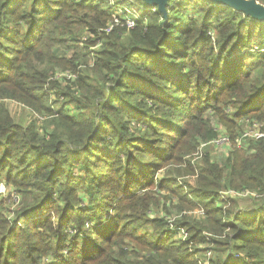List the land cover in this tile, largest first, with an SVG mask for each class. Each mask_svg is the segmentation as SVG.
Listing matches in <instances>:
<instances>
[{
	"label": "trees",
	"instance_id": "trees-1",
	"mask_svg": "<svg viewBox=\"0 0 264 264\" xmlns=\"http://www.w3.org/2000/svg\"><path fill=\"white\" fill-rule=\"evenodd\" d=\"M106 1L0 0V183L22 198L0 210V264H264V138L190 158L217 125L234 142L244 122L264 131V22L169 0L166 22L151 6L106 32ZM235 188L261 198L224 209Z\"/></svg>",
	"mask_w": 264,
	"mask_h": 264
},
{
	"label": "rangeland",
	"instance_id": "rangeland-1",
	"mask_svg": "<svg viewBox=\"0 0 264 264\" xmlns=\"http://www.w3.org/2000/svg\"><path fill=\"white\" fill-rule=\"evenodd\" d=\"M131 1L132 0H107L106 1V3H107V10L110 12L111 19L114 20V23H115V15H116L115 11H116V9H119V8H121V10H123V7H122L123 5L125 7H127L130 12H132V11L139 12L140 13L139 14L140 16H144L145 13L148 16H151L152 13L154 12V10H156V8L151 7V5H148L143 0H134V3L132 4V6H127V5H129V3ZM127 15L130 16L131 14H129L127 12ZM139 15H137V16H139ZM253 48H255V51L264 50V49H259V48H264V46L260 47L259 45H255ZM68 53L71 55L72 51H70ZM63 73H66L68 77L69 76H74V75L68 74V72H63ZM61 77H64V76L59 75V78H61ZM53 78L56 79L55 77H53ZM51 96H52L53 99L55 98L52 93H51ZM5 103H6L7 107H8V109L10 110V112L12 113V115L17 120L19 119L20 121H22L24 124H27L32 119H34L36 117L37 118L39 117L35 112H33V110L30 107H28L27 105H25V104H23V103H21V102H19L17 100H14V99H5ZM59 108H62V105H60ZM68 108H70V107H68ZM213 121H214L213 124H215L216 123V119L213 118ZM250 125H251L250 122H244V125L242 126L241 130L240 131L238 130V135L236 136V139H234L235 142L232 140L233 137H231L232 135H230V133H229L230 131H227L225 128L223 130V128L220 125H217L218 131L220 132L219 133V136L217 138H219V137L222 138V136H226L229 139V143L228 144H222V145H215L216 143H213V141L217 139V138H215L213 141H211L212 143L209 142L206 145H201L198 148L197 152H195L193 154V156L190 157L192 159V161H191L192 162V165H194L195 168H198L199 166H201V164H198V162H200V160L203 158V154H204V151H205V148H206L205 146H208V145L211 146L212 156L216 160H220V159H224L225 160L226 157H227V155H228V152L231 151V149L233 148V145L234 144L237 145V148H246L249 139L243 138L241 135H242V132L244 131V129L246 131L252 130ZM187 164L188 163L186 162L185 165H187ZM178 167L179 168H184V165H179ZM194 176L196 177V175H194ZM194 176L193 175H186V176L183 175V176H179L178 177V180L181 181V184L185 187V183L183 181H186V180L190 181V180H192V177H194ZM159 178H161V177H159ZM5 187L7 189L6 190L7 191L6 194L9 196L13 189H12V187L7 186L6 184H5ZM230 190H235V191L246 190V191L250 192L246 196H241V197L235 198V199H238L241 202V206H242L243 209L244 208H252L253 204L257 201V199H260L261 198L260 195H259V192H257V190L251 189V188H246V189H243V188H235V189H230ZM162 193H163V195L169 194L167 191H163ZM80 194L82 195V193H80ZM18 195H19L20 198H19V202H17V203H15L12 200L13 198L10 199V202L3 200V199H8L7 197H2V199L0 198V210L9 211L11 209V207H12L13 204L16 205V208L15 209L19 208L22 198H21V195L20 194H18ZM221 197H222V195H221ZM225 198H228V200H229V196L228 195H226ZM161 200H163V202H165L167 205H170V203H171L169 201L166 202L163 197H161ZM84 202L86 203L87 200L85 199ZM85 203H81L80 205L82 206ZM176 204H177V202L174 203V205H176ZM229 207H230V205L224 207V209L229 208ZM198 209L195 208L193 210H189V211H186L184 213H187V215H189V216H193V217L195 216L198 219V218L203 217V215L200 214V212H199ZM171 211L174 212V213L177 212V210L175 208L171 209ZM163 212H164V209L161 206L158 209L153 208L151 210V212H150V215L151 216H156L157 214H162ZM12 217H10V218H12ZM172 220H170V221L172 222ZM169 227H170L169 228V233L170 234L177 233V230L173 228V223H170L169 222ZM181 235L179 234L176 237L177 238L184 237L183 234H181ZM212 255L213 254H211V256Z\"/></svg>",
	"mask_w": 264,
	"mask_h": 264
},
{
	"label": "built area",
	"instance_id": "built-area-1",
	"mask_svg": "<svg viewBox=\"0 0 264 264\" xmlns=\"http://www.w3.org/2000/svg\"><path fill=\"white\" fill-rule=\"evenodd\" d=\"M134 3V0H132L129 5L127 6H132V4ZM123 7V10H121V8L119 9H116L115 13V23H114V20L112 19V21L109 23V25L107 26V28H105V31L106 32H110L112 31L116 26L119 25H123V24H126L128 28H131V27H134L135 26V23H136V19L139 17L137 15H139L140 13L137 12V11H132L130 12L129 9L127 7H125L124 5L122 6ZM127 12L129 14H131L130 16L127 15ZM68 74L70 75H73L71 74L70 72H68ZM62 76H67L66 73H62L60 74ZM75 76V75H74ZM59 77V76H58ZM73 76H69L68 78H71ZM251 129L252 130H249V131H246L244 129V131L242 132V137L243 138H246V139H261V138H264V131L261 130V124L259 123H252L251 125ZM212 143V142H211ZM213 143H216L215 145H222V144H228L229 143V139L226 137V136H222V138H217L216 140L213 141ZM207 143H203L202 145H206ZM6 187H5V184L4 183H0V198L2 199V197H7L9 199V202H10V199L13 198L12 200L17 203L19 202V195L12 191L10 193V195L8 196L6 193ZM250 192L246 191V190H242V191H235V190H226V191H222L221 192V195L222 197L220 196L221 200H223L224 202H226V206H228L230 203L229 201L231 200V198H238V197H241V196H246L248 195ZM228 195L229 196V200L228 198H225V196ZM15 208H16V205H12L11 207V211H10V217H12L14 215V211H15ZM200 214L204 215L205 212H204V209L203 208H200L198 209ZM176 229V228H174ZM177 232L181 235L183 234L184 237H182L183 239H186L187 238V232L184 231V230H179V229H176ZM182 236V235H181ZM211 250H208L207 251V258L205 259H202V264H209V258L211 257Z\"/></svg>",
	"mask_w": 264,
	"mask_h": 264
},
{
	"label": "water",
	"instance_id": "water-1",
	"mask_svg": "<svg viewBox=\"0 0 264 264\" xmlns=\"http://www.w3.org/2000/svg\"><path fill=\"white\" fill-rule=\"evenodd\" d=\"M151 6H157L158 11L163 15L164 22L168 18L169 0H143ZM218 4L227 5L239 12H243L251 18L264 22V5L256 0H212Z\"/></svg>",
	"mask_w": 264,
	"mask_h": 264
}]
</instances>
